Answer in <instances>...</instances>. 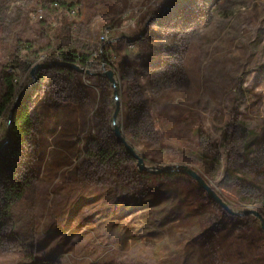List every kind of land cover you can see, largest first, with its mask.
I'll return each mask as SVG.
<instances>
[{
	"label": "rangeland",
	"instance_id": "374dc122",
	"mask_svg": "<svg viewBox=\"0 0 264 264\" xmlns=\"http://www.w3.org/2000/svg\"><path fill=\"white\" fill-rule=\"evenodd\" d=\"M40 5L0 0V93L1 74L13 73L11 101L27 98L33 119L14 160L23 192L5 220L0 264H264L259 219L227 212L192 177L150 189L136 180L137 161L124 147L111 172L89 165L94 141L116 143V102L128 140L136 91L126 90L121 71L131 63L163 68L173 39L180 72L148 102L147 152L131 144L147 168L186 164L232 211L255 209L264 218V0H74L75 15L48 3L38 18ZM188 12L195 17L180 28ZM106 27L112 37L101 43ZM71 49L90 53L94 65L112 61L119 100L94 66L70 74L40 69V85L27 89L33 65ZM27 53L34 64L24 68ZM8 112L0 119V149L9 141ZM191 151L218 153L222 167L204 171L209 166ZM228 156L241 157L230 167L245 180L225 174Z\"/></svg>",
	"mask_w": 264,
	"mask_h": 264
},
{
	"label": "trees",
	"instance_id": "16d2710c",
	"mask_svg": "<svg viewBox=\"0 0 264 264\" xmlns=\"http://www.w3.org/2000/svg\"><path fill=\"white\" fill-rule=\"evenodd\" d=\"M38 4H41L42 7H47L48 3L56 2L58 8H67L68 11L72 9L74 5V0H37ZM186 15L182 18V27H185V22L190 19H194L195 15L192 13H185ZM180 23H176V27H179ZM182 29L175 32V36L181 35ZM182 39V38H181ZM175 40L168 39L167 43L170 45L166 49V55L164 57V62L162 63L163 68L159 67H150V66H136L132 63L128 66L126 71H121L122 78L126 81V90L131 91V87L135 89L136 95L131 98V107L130 112L127 114V124L126 131L128 136V142L133 144H140L142 153L147 152V140L145 135L149 132H153V123L150 119L151 112L149 111L148 102L150 103L152 99L162 96L168 90H170L174 84L173 78L178 74L179 69H177V64L173 62L175 57L174 55V46L176 45ZM29 51L31 47H28ZM68 60L76 64L84 65L87 61L90 60L91 54L86 52L79 53L75 49H71L67 52ZM105 56V54H103ZM30 54H25L24 68L30 67L33 64V59H29ZM152 68V69H149ZM52 70L55 71H66L68 74L72 72L71 69L64 68L62 66H53ZM37 83L40 85L42 81L41 72L36 73ZM2 82V91L0 93V119L1 116L9 110L12 104V96L15 87V78L13 73H3L1 74ZM242 83L237 85V93L242 94ZM114 100H119V97H114ZM27 98H24L20 101L19 106L14 110L13 114L10 117L9 123V141L7 145L3 146L0 149V240L3 237V230L5 228V220H11V207L12 202L20 199L23 189L20 186V179L16 175V170L14 168V160L19 154V147L22 144L25 136L31 130L33 125V119L28 109ZM147 118L149 126H140L139 124L144 122V119ZM1 124V120H0ZM109 144V143H108ZM106 144V140L101 142V140L94 141L90 147L91 152L89 155L92 157L89 165H94V167L103 166L106 171L111 172L116 166V149L120 150V153L125 155L123 151V145L119 143L111 144L112 146ZM191 155L196 158H200L202 163L209 166L208 169L204 170L208 173L213 169H218L222 167L221 158L218 153L213 154L211 157H205L200 152L191 151ZM243 157V155H240ZM241 160V157L236 160H231V157L228 156L226 159V168L225 174H233L234 177L238 179L245 180L247 176L238 171H235V166L230 167V164H234ZM138 176L136 180L138 183L142 182L145 186H151L150 189L155 186L154 184L158 182L168 183L171 182L174 177H182L189 179L190 177L186 174L180 172H170V173H158L153 174L146 172H135ZM239 176V177H238ZM190 180V179H189ZM138 185V184H137ZM196 185V184H194ZM200 189L198 186H196Z\"/></svg>",
	"mask_w": 264,
	"mask_h": 264
},
{
	"label": "water",
	"instance_id": "95a60500",
	"mask_svg": "<svg viewBox=\"0 0 264 264\" xmlns=\"http://www.w3.org/2000/svg\"><path fill=\"white\" fill-rule=\"evenodd\" d=\"M51 66H62L64 68L79 71V72H82L83 70H85V72H88L87 69H84L83 67H81L78 64L71 62V61L53 60L49 63H36L35 65H33L31 67L30 75L32 77V82L28 85L27 89L33 88L36 85V83H37L36 72L38 70L44 69V68H49ZM93 74L101 75V76L105 77L110 82V84L112 85L113 92H114L115 97H116L117 85H116V79L113 75V70L107 69L101 73L98 72V73H93ZM19 104H20L19 101L13 102L11 104V106L9 108V112H8V117H11L14 110L19 106ZM118 113H119V103L116 102L113 113H112V117H111V129H112V132L114 135V139L117 143L123 145V147L125 148V152L128 155H130L131 157L136 159V161H137L136 165H137L139 172H142L145 170V171L151 172L153 174L170 173V172L185 173L188 176L192 177L198 183V185L201 186L207 192V194L214 200V202L218 203L227 212L232 213V214H237V215H239V214H241V215H253L259 219L260 227L264 230V218L259 211L255 210V209H244L241 212L232 211L229 208V206L227 205V203L224 202L218 196V194L206 183L204 178L198 172H196V170H194L190 166H188L186 164H179V165L166 164V165H163L160 167L147 168L144 164L143 157L138 153V151L133 147V145L128 142V140L125 138L123 132L121 131L118 123L116 122ZM8 137H9V134H8Z\"/></svg>",
	"mask_w": 264,
	"mask_h": 264
},
{
	"label": "built area",
	"instance_id": "2783aa9c",
	"mask_svg": "<svg viewBox=\"0 0 264 264\" xmlns=\"http://www.w3.org/2000/svg\"><path fill=\"white\" fill-rule=\"evenodd\" d=\"M50 7H56L57 8L58 4L56 2L51 3ZM43 8L44 7H42L41 5L39 7H37L34 10V15L37 16L38 18H42V15L44 14ZM69 13L71 15H75L76 14L74 9H71L69 11ZM111 31H112L111 27H106L104 29V31L99 35V41L101 43H104L109 37H112ZM53 55H55V56L52 57V59H55V60H68V54L65 53V52L62 53V52H58L57 51ZM40 59H43V57L41 56ZM103 59L104 60H102L101 62H97L96 63L97 65H94L93 61L89 60L84 65L83 64L82 65L79 64V66H81V67L94 66L96 71H101V72H103L104 70H107V69H111V70H113L114 77L118 76L117 70H115L116 68H115V65H113L112 61H110L109 58L106 59V57H103ZM7 123H10V117H8ZM7 141L8 140H6V142Z\"/></svg>",
	"mask_w": 264,
	"mask_h": 264
}]
</instances>
